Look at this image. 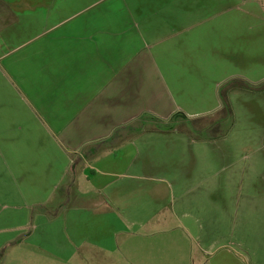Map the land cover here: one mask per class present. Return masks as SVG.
<instances>
[{
    "label": "crops",
    "instance_id": "crops-1",
    "mask_svg": "<svg viewBox=\"0 0 264 264\" xmlns=\"http://www.w3.org/2000/svg\"><path fill=\"white\" fill-rule=\"evenodd\" d=\"M203 1L0 0V251L16 245L14 234L31 219L36 233V219L57 215L48 207L55 201L71 204L72 172L89 170L107 202L119 200L125 194L119 185L107 196L111 180L127 165L135 174L158 166L155 153L163 152L167 165L175 163L167 167L170 190L199 200L236 188L244 199L251 196L253 162L241 175L234 170L224 176L230 147L179 137L173 123L178 113H217L223 104L220 88L229 75L213 78L212 86L204 55L193 50L199 42L206 48L205 38L214 33L204 25V38L189 37L209 18V2ZM194 4V12L185 11ZM229 94L232 100L239 96L236 90ZM196 100L204 103L195 109ZM146 116L174 129L141 124L135 136L113 145L118 129ZM143 157L151 160L142 165ZM260 161L256 177L264 180ZM261 193L264 216V187ZM113 217L116 233L122 216ZM259 228L264 246V217ZM134 236L137 243L153 237Z\"/></svg>",
    "mask_w": 264,
    "mask_h": 264
},
{
    "label": "rangeland",
    "instance_id": "rangeland-1",
    "mask_svg": "<svg viewBox=\"0 0 264 264\" xmlns=\"http://www.w3.org/2000/svg\"><path fill=\"white\" fill-rule=\"evenodd\" d=\"M219 1L222 5L212 4L216 0L203 1L204 5L209 2V10H205L209 18L193 27L196 30L191 29L189 37L196 38L199 33L198 37L204 38L207 29L199 28L204 25L214 33L205 38L206 48L201 42H192L193 50L199 57L204 55L206 61L202 62L209 70L205 78L212 86L213 78L222 80L226 75L228 81L220 90L230 81L238 84L232 91H238L239 96L232 100L229 94L233 115L216 125L220 118L216 112L192 116L183 112L174 116L173 123L179 137L191 141L200 137L230 147L224 176L234 170L241 175L253 162L255 168L249 170L255 179L251 196L244 199L236 188L231 194L222 191L220 196L200 201L195 194L170 190L167 179L170 184L174 180L168 177L167 167L175 163L167 165L163 152L152 157L158 166L150 170L142 166L135 174L127 165L111 180L114 186L107 196L119 185L125 191L119 200L107 202L97 182H90L89 170L88 175L75 171L70 175L76 178L75 187L70 186L71 204L56 205L55 201L49 205L57 215L36 219L40 225L36 233L31 219L29 227L14 234L16 245L0 251V264H264V246L259 244L264 180L256 177L261 170L257 161L264 163V0ZM194 6L185 11L194 12ZM201 103L196 100L195 109ZM139 125L167 128L169 123L146 116L136 127ZM149 160L143 157L139 162L145 165ZM114 213L122 216L121 230L116 233ZM140 221L145 225L140 227ZM139 232L153 235L151 241L143 237L137 243L134 235Z\"/></svg>",
    "mask_w": 264,
    "mask_h": 264
},
{
    "label": "trees",
    "instance_id": "trees-1",
    "mask_svg": "<svg viewBox=\"0 0 264 264\" xmlns=\"http://www.w3.org/2000/svg\"><path fill=\"white\" fill-rule=\"evenodd\" d=\"M237 85L238 84H236L235 81H230L225 86H223V88L221 89L220 92H221V99L223 102V104H222L223 108L221 111H218L216 114V116H218V117L220 116L219 120L217 118L218 121L216 122V125L218 124V122H222L225 119L232 117L233 111L231 109L230 102H229V92L234 90V88H236ZM135 126H136V124L131 123V124L121 128V129H118L111 138L113 145L119 146L123 142L127 141L131 137V134H133V131H136ZM172 128L174 129V127H172ZM172 128L170 127V128H168V130H171ZM198 128H200V127H198ZM217 128H218V126H216V129ZM137 130L141 131V128H138Z\"/></svg>",
    "mask_w": 264,
    "mask_h": 264
}]
</instances>
